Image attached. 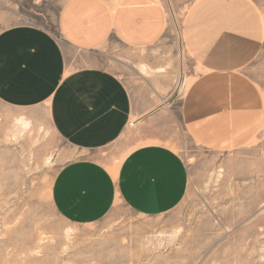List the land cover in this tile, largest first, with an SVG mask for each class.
I'll return each instance as SVG.
<instances>
[{
	"label": "crops",
	"instance_id": "0c3cea01",
	"mask_svg": "<svg viewBox=\"0 0 264 264\" xmlns=\"http://www.w3.org/2000/svg\"><path fill=\"white\" fill-rule=\"evenodd\" d=\"M28 1L57 6L55 33L33 24L0 30V145L46 125L71 150L50 192L67 224H96L117 204L145 217L177 208L189 175L162 142L174 114L206 151L264 156V0ZM177 16L174 56L161 41ZM114 44L126 50L118 64L141 69L138 80L100 63ZM153 48L158 57H137ZM185 57L194 69L174 109L169 93ZM130 130L154 141L117 153L116 165L91 156L113 151Z\"/></svg>",
	"mask_w": 264,
	"mask_h": 264
},
{
	"label": "rangeland",
	"instance_id": "374dc122",
	"mask_svg": "<svg viewBox=\"0 0 264 264\" xmlns=\"http://www.w3.org/2000/svg\"><path fill=\"white\" fill-rule=\"evenodd\" d=\"M56 13L53 3L0 0V30L33 24L55 33ZM179 24L180 17L172 18L161 41L174 56L181 49ZM156 50L137 57H158ZM125 52L114 44L101 50L100 63L124 80H138L139 67L130 70L116 62ZM184 63V73L175 68L169 93L174 109L194 69L186 57ZM166 125L171 130L162 142L184 160L189 175L181 203L150 217L117 204L100 222L86 226L67 224L52 207L53 178L72 152L46 125L26 142L0 145V264H264L262 151H206L190 139L178 115ZM149 139L130 130L113 151L91 156L116 165L119 157L113 156L154 141Z\"/></svg>",
	"mask_w": 264,
	"mask_h": 264
}]
</instances>
